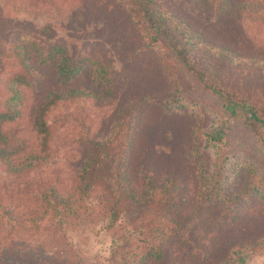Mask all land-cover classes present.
<instances>
[{
	"label": "rangeland",
	"instance_id": "1",
	"mask_svg": "<svg viewBox=\"0 0 264 264\" xmlns=\"http://www.w3.org/2000/svg\"><path fill=\"white\" fill-rule=\"evenodd\" d=\"M155 1L185 22L200 41L236 61L231 64L227 57H218L227 73L220 74L222 82L239 91L250 84L264 85V69L258 71L263 65L254 66L248 60L264 59V21L244 15L220 20L211 10L197 9L191 0ZM252 1L264 6V0ZM122 3L0 0V106L6 97V79L17 70L8 45L20 33L31 35L42 46L59 42L70 52H101L113 64L116 83L110 104L107 99L100 103L80 97L51 107L47 113L53 128L49 155L27 175H12L0 163V245L5 246V252L0 248V264H17L14 260H23L18 256L28 248L49 258L44 264H120L125 252H131L127 257L131 261L146 246L141 230L131 234L132 212L123 214L112 232L103 223L63 230L50 218L40 223L38 232L25 230L40 215L39 194L50 187L62 194L78 188L80 165L90 145L108 134L120 112L140 98L148 100L143 102L147 111L129 156V175L136 188L145 177L175 186L177 203L184 205L181 221L186 223L178 240L164 244L160 261L144 264H264V133L250 131L240 118H228L219 100L186 70L166 40L161 39L154 52L145 48ZM39 73L38 86L23 92L20 117L5 127L26 143L22 157L39 143L33 127L36 108L55 91L87 85L80 79L62 87L53 69L44 64ZM258 94L264 96V90ZM218 132L223 133L221 141L208 144L206 140ZM215 181L216 196L206 203L204 187ZM220 183L222 189L217 192ZM151 234L145 239L150 240Z\"/></svg>",
	"mask_w": 264,
	"mask_h": 264
},
{
	"label": "trees",
	"instance_id": "2",
	"mask_svg": "<svg viewBox=\"0 0 264 264\" xmlns=\"http://www.w3.org/2000/svg\"><path fill=\"white\" fill-rule=\"evenodd\" d=\"M191 1L197 9L211 10L213 16L220 20H234L244 15L264 21V6L252 0ZM120 5L145 48L154 52L160 45L159 41L166 40L186 70L219 100L222 111L228 118H240L250 131L264 133V96L258 94L259 90H264V85L255 88L250 84L244 91H239V88L222 82L220 74L224 71L218 57H227L231 64H236V61L233 62L222 50L200 41L201 38L194 35L185 22L176 18L172 12L164 11L155 0H124V4ZM8 47L12 48L17 70L6 79V97L0 106V163L12 175H27L49 155L53 128L47 119V113L51 107L61 100L80 97L97 102L107 99L110 104L116 88L114 67L101 52H70L59 42L42 46L26 33L15 35ZM248 60L254 66L263 65L258 71L264 69V59ZM42 64L53 69L62 87L80 79L87 81V85L84 88L66 87L55 91L36 108L33 127L39 143L32 153L22 157L26 143L16 131L5 127L20 117L23 92L38 86L41 75L39 66ZM224 73L226 76L227 73ZM144 101L148 100L140 98L133 103L141 102L142 106L131 103L126 111H121L108 134L90 145L87 156L80 165L81 184L78 188L71 193L62 194L55 187H50L39 194L40 215L30 220V226L25 227L26 231H40V223L50 218L53 225L63 230L75 229L83 224L92 227L103 223V228L112 232L116 230L123 214L132 212L133 217L128 219L134 227L131 234L141 230L142 243L146 246L139 249V254L132 255L131 261L127 260L131 252H125L124 262L120 264H144L145 261L161 260L164 244L178 240L186 223L181 221L180 209L184 205L179 207L177 203L178 192L175 186L169 187L166 182L152 181L145 177L143 184L136 188L129 175V156L147 111L143 106ZM168 102V99L164 100L170 113H174ZM178 107L185 108L184 105ZM222 134L215 133L206 140L207 143H219ZM215 183L216 181L211 186L204 187L202 199L206 203L211 196H216ZM220 187L222 189V183L218 185L217 192ZM137 222L139 225H133ZM149 232H152L151 239L146 240L145 236ZM122 239L126 241L128 236ZM125 245L128 246L129 243L125 242ZM0 248L5 252V246L0 245ZM20 257L23 259L20 262L14 260L17 264H44L49 259L29 248L18 259ZM6 259L2 261L7 263ZM8 263L14 262L10 260Z\"/></svg>",
	"mask_w": 264,
	"mask_h": 264
}]
</instances>
